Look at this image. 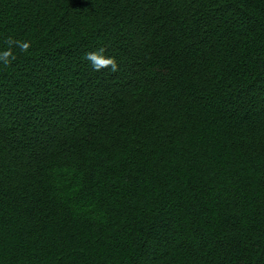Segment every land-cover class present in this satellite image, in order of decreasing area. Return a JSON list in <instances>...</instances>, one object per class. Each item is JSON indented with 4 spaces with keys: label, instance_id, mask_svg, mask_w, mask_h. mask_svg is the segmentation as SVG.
Instances as JSON below:
<instances>
[{
    "label": "trees",
    "instance_id": "16d2710c",
    "mask_svg": "<svg viewBox=\"0 0 264 264\" xmlns=\"http://www.w3.org/2000/svg\"><path fill=\"white\" fill-rule=\"evenodd\" d=\"M9 38L0 264H264V0H0Z\"/></svg>",
    "mask_w": 264,
    "mask_h": 264
},
{
    "label": "clouds",
    "instance_id": "9594fccd",
    "mask_svg": "<svg viewBox=\"0 0 264 264\" xmlns=\"http://www.w3.org/2000/svg\"><path fill=\"white\" fill-rule=\"evenodd\" d=\"M5 43L9 45V49L0 53V61H3L5 64L11 62L9 58L15 59V56L11 51L12 45H17L22 52H28L31 47V42L16 41L12 38L7 39ZM104 53L105 49L103 48L95 52H88L85 55V59L91 64L95 71H101L105 68H110L113 73L118 71L119 65L115 57H108Z\"/></svg>",
    "mask_w": 264,
    "mask_h": 264
}]
</instances>
